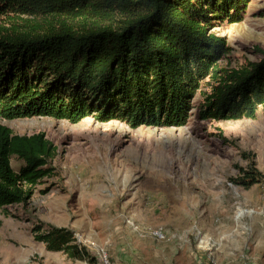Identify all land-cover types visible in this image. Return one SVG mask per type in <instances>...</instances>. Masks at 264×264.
<instances>
[{"label": "rangeland", "instance_id": "374dc122", "mask_svg": "<svg viewBox=\"0 0 264 264\" xmlns=\"http://www.w3.org/2000/svg\"><path fill=\"white\" fill-rule=\"evenodd\" d=\"M248 5L242 21L210 29L230 47L220 68L256 61V47L264 51V0ZM217 82L202 80L184 126L0 119L14 134L44 132L57 146L54 173L35 186L26 206L0 208V264H101L104 255L109 264H179L177 252L189 251V264H221L218 253L227 245L236 264H264V179L249 188L233 181L251 162L264 175V113L200 119ZM10 161L16 171L23 163ZM47 224L72 229L96 261L45 250L31 228L44 231ZM157 228L165 240L151 236Z\"/></svg>", "mask_w": 264, "mask_h": 264}, {"label": "trees", "instance_id": "16d2710c", "mask_svg": "<svg viewBox=\"0 0 264 264\" xmlns=\"http://www.w3.org/2000/svg\"><path fill=\"white\" fill-rule=\"evenodd\" d=\"M251 0H0V119L48 116L78 123L119 120L130 127L184 126L202 80L216 78L200 119L264 113V51L223 69L230 47L210 31L240 22ZM57 146L44 132L14 134L0 124V208L26 204L54 173ZM22 161L14 170L11 157ZM264 179L249 164L233 181ZM31 232L45 250L94 263L73 230L47 224Z\"/></svg>", "mask_w": 264, "mask_h": 264}, {"label": "crops", "instance_id": "0c3cea01", "mask_svg": "<svg viewBox=\"0 0 264 264\" xmlns=\"http://www.w3.org/2000/svg\"><path fill=\"white\" fill-rule=\"evenodd\" d=\"M222 251L225 252V254L227 255H223ZM230 254L232 255V249L229 245H227V248H223L219 253H218V258H219V262L221 264H236V262L233 260V257H230ZM226 257V259H225ZM175 258L177 260V262H179V264H189L190 263V251L189 253H185V252H177Z\"/></svg>", "mask_w": 264, "mask_h": 264}, {"label": "built area", "instance_id": "2783aa9c", "mask_svg": "<svg viewBox=\"0 0 264 264\" xmlns=\"http://www.w3.org/2000/svg\"><path fill=\"white\" fill-rule=\"evenodd\" d=\"M260 195H261V200L264 203V185L260 189ZM151 236L154 237L156 240H165L167 237V233L164 232L161 228L157 229H152L149 231ZM101 264H109L108 259L106 255H104L101 259ZM211 264H216L215 262H212Z\"/></svg>", "mask_w": 264, "mask_h": 264}]
</instances>
